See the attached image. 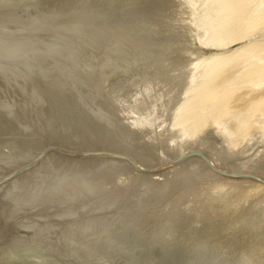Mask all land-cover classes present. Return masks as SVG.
<instances>
[{
	"label": "rangeland",
	"instance_id": "rangeland-1",
	"mask_svg": "<svg viewBox=\"0 0 264 264\" xmlns=\"http://www.w3.org/2000/svg\"><path fill=\"white\" fill-rule=\"evenodd\" d=\"M210 1L9 0L0 182L11 178L0 204L31 205L9 231L36 264H264V111L244 118L221 91L210 105L205 77L218 59L264 46V0L232 26L221 23L228 7ZM235 77L218 84L235 88ZM229 103L239 111L226 117Z\"/></svg>",
	"mask_w": 264,
	"mask_h": 264
},
{
	"label": "bare ground",
	"instance_id": "bare-ground-1",
	"mask_svg": "<svg viewBox=\"0 0 264 264\" xmlns=\"http://www.w3.org/2000/svg\"><path fill=\"white\" fill-rule=\"evenodd\" d=\"M107 1V0H106ZM209 1L210 0H208V3H209ZM211 1H213L212 3H214L215 4V2H214V0H211ZM210 1V2H211ZM216 1V0H215ZM248 1L249 0H219V1H216V3L218 2L219 4L221 3V4H223V5H225V7L227 6L228 8V10L224 13V15H222V17H221V23H223V24H225V26H226V24H227V26L229 25V23L231 22V21H233V20H235L234 18H237V17H239L241 14H243V10H245V7H246V5H247V3H248ZM9 0H7L6 1V3L4 4V6L0 9V18H1V20H2V22H1V25L2 26H4V27H6V24H8V22H9V18H8V16L6 17L5 16V11H4V8H6L7 7V5H9ZM204 2V1H203ZM250 2V1H249ZM204 3H206V2H204ZM250 4V3H249ZM208 5V4H207ZM210 5V6H209ZM208 6L210 7V9H211V7L213 6V4L211 5V4H209ZM199 6V5H198ZM198 6L196 7V8H198ZM204 6V5H203ZM195 8V7H194ZM193 8V9H194ZM195 8V9H196ZM199 9H201V7H199ZM198 9V11H200ZM247 9V8H246ZM202 10V9H201ZM206 9L204 8V11H205ZM3 11V12H2ZM203 11V10H202ZM203 11V12H204ZM209 11V10H208ZM206 12H207V10H206ZM246 12V11H245ZM244 12V14H246ZM1 13H4V14H1ZM262 13V12H261ZM257 14V13H256ZM260 14V13H259ZM239 15V16H238ZM248 13H247V18H248ZM231 16V17H230ZM232 16H233V18H232ZM250 17H252L251 16V14L249 15ZM253 16H255V14L253 15ZM258 16V15H257ZM260 16V15H259ZM258 16V17H259ZM256 17V16H255ZM229 18H231V19H229ZM243 18V17H242ZM261 18V17H260ZM263 18V17H262ZM226 19H227V21H226ZM230 21H229V20ZM236 20H238V19H236ZM235 20V21H236ZM244 20V19H243ZM249 20V19H248ZM247 20V21H248ZM245 21V20H244ZM262 21H263V19H262ZM262 21H260L261 23H262ZM92 22V21H91ZM97 22V21H96ZM225 22H227V23H225ZM234 22V21H233ZM88 22H86V24H87ZM179 23V22H178ZM95 23L93 22V25H94ZM232 24V22L230 23V25L229 26H232L231 25ZM236 23H234V25H235ZM239 24V23H238ZM263 24V23H262ZM261 24V25H262ZM88 25V24H87ZM92 25V24H91ZM90 25V23H89V26H87L88 27V29L86 28V30L85 31H83V29H81V31H83V32H87V30H89L90 31V29L89 28H92V27H90L91 26ZM92 25V26H93ZM177 25V24H176ZM233 25V26H234ZM240 25V24H239ZM98 26V25H97ZM174 26V25H173ZM178 26V25H177ZM264 26V25H263ZM3 27V28H4ZM84 28H85V26H83ZM95 27V26H94ZM93 27V28H94ZM175 27V26H174ZM2 28V27H1ZM81 28V27H80ZM96 28V27H95ZM94 28V29H95ZM176 28V27H175ZM222 28H224L223 26H222ZM230 29H232L233 31H234V29H233V27L231 28V27H229ZM229 28H227L226 27V29L224 28L223 30H226V31H228V30H230ZM234 28H235V26H234ZM239 28V27H238ZM241 29V28H240ZM5 30V29H4ZM187 30V29H186ZM220 30H222V29H220ZM253 30V29H252ZM258 30V29H257ZM92 31V30H91ZM175 31H176V29H175ZM240 31V30H239ZM185 32V31H184ZM183 32V36H185L184 33ZM220 32H225V31H219V33ZM230 31H228V33H229ZM254 32V31H253ZM256 32V31H255ZM80 33H82V32H80ZM221 33V34H222ZM233 33V32H232ZM82 34H84V33H82ZM221 34L220 35H218V37L219 36H221ZM226 34V33H225ZM224 34V35H225ZM250 34H252V33H250ZM176 35H179V34H176ZM224 35H222V37L224 36ZM227 36H228V34H226ZM241 35V34H240ZM53 35H51V37H52ZM224 37L225 39L226 38H228V37ZM232 35H231V32H230V37H231ZM247 36V35H246ZM245 36V37H246ZM51 37H49V39L51 38ZM165 37V36H164ZM164 37H163V39H164ZM222 37H220L221 39H222ZM169 38V37H168ZM175 38V37H174ZM219 38V39H220ZM223 38V39H224ZM48 39V40H49ZM53 39L54 38H52V39H50L51 40V42L53 41ZM163 39L162 40H160L159 41V43H158V45H156L155 47H153L152 48V50L151 51H149L148 53H147V55H146V57L149 59V58H151V57H155L156 56V54L158 53V51L157 50H159L160 49V44L161 43H164L165 41H163ZM218 39V40H219ZM166 40V39H165ZM179 40V39H178ZM182 40V39H181ZM167 41H169L168 39H167ZM170 41H171V39H170ZM169 41V42H170ZM223 41V40H222ZM221 41V42H222ZM50 41H47L46 43H48L50 46L52 45V44H50L51 43ZM161 42V43H160ZM187 42V41H186ZM1 43H2V45H1ZM171 43V42H170ZM178 43V42H177ZM181 43V42H180ZM66 44H69V43H66ZM3 45H5L3 42H1L0 41V49L1 50H4V49H2L3 47L5 48V46H3ZM49 45H47V46H49ZM53 45H54V47H53V49L55 48V46H56V44H54L53 43ZM162 45V44H161ZM166 45L168 46V44L166 43ZM166 45H165V47H166ZM176 45V44H175ZM175 45H173V46H175ZM180 45V44H179ZM191 45V44H190ZM260 45H261V43H260ZM263 45V44H262ZM3 46V47H2ZM49 46V47H50ZM60 46H64V48L67 46H65L64 44H62V45H60ZM172 46V47H173ZM186 46V45H185ZM7 47V46H6ZM49 47L47 48V47H45L46 49H48L49 50ZM57 47L59 48V46H58V44H57ZM56 47V48H57ZM61 47V48H62ZM68 47V46H67ZM169 47V46H168ZM187 47V46H186ZM193 47V46H192ZM257 47V46H256ZM51 48V47H50ZM63 48V49H64ZM162 50H164L163 49V45H162ZM170 48V47H169ZM179 48V47H178ZM248 49H253V47H247ZM261 50H260V49ZM262 48H263V50H262ZM261 48V46H259L258 48H255L254 50L255 51H252L251 49L249 50L250 51V54H251V51H252V54L249 56V57H247V55L246 56H244V51H242V50H245V48L243 47V49L242 50H240V53H236L237 54V56L235 57L234 56V54L233 55H228V56H231L230 58H232L233 56L235 57V61L233 60V61H231V59H230V61H225V60H229V58L228 59H225L224 57H221V58H224V59H222V60H220V59H218V61L219 62H217V61H215V63L213 64L212 63V65H210V69L206 72L207 74H205V77H206V79H207V81H210V82H212V78L214 77V79L216 80V81H214V79H213V87H214V90H210L209 92H214V95L211 97L210 95H209V99L210 100H208V103H210V105L211 104H213L216 100H217V95H218V93H219V91H221L223 94H225V96L223 97V98H225V100H226V103H228V102H230L231 100H233L234 102H238L239 104H241V108H243L244 106H245V110L243 109V110H241L240 112L242 113V115H243V117L244 118H248L249 116V114H250V112H259V108L261 109V111H264V91H259L258 89H259V87H261V86H263V84H264V55H262L261 56V53L264 51V46ZM52 48L50 49V51L49 52H52V50H53ZM177 49V48H176ZM5 50H6V48H5ZM8 50V49H7ZM48 50H47V53L48 54H50L49 52H48ZM56 50V49H55ZM172 50V49H171ZM188 50H190L189 48H188ZM187 50V51H188ZM195 50V49H194ZM57 51H59V49H57ZM62 51V50H61ZM61 51H59V52H61ZM182 51V50H181ZM183 51H186V50H183ZM183 51H182V53H183ZM45 52V51H44ZM160 52H161V50H160ZM165 52H167V51H165ZM169 52H170V50H169ZM175 52V51H174ZM191 53V52H190ZM54 54V55H53ZM53 54H50V55H52V56H56V55H58L59 53H55V51L53 50ZM161 54V53H160ZM168 54V53H167ZM170 54H172L171 52H170ZM186 54V53H185ZM245 54H246V50H245ZM263 54V53H262ZM158 55V54H157ZM162 56V55H161ZM165 56H166V54H165ZM164 56V57H165ZM174 56V55H173ZM182 56V55H181ZM227 56V55H226ZM242 56H244L245 58L247 57V61H245L244 60V57H242ZM158 58H160V56H158ZM167 59L169 58L168 56L166 57ZM174 58V57H173ZM173 58H171V60L173 59ZM186 58V57H185ZM243 58V59H242ZM248 58H249V60H248ZM255 58V59H254ZM165 59V58H164ZM177 59V58H176ZM182 59V58H181ZM183 59H184V57H183ZM232 59H234V58H232ZM151 59H149V61H150ZM155 60V59H154ZM161 60H162V58H161ZM160 59H159V62L161 61ZM170 60V58H169V61H171ZM215 60H217V59H215ZM168 61V60H167ZM168 61V62H169ZM214 61V60H213ZM259 61H260V63H259ZM155 62H157V60L155 61ZM163 62H165V61H163ZM163 62H162V64H163ZM174 62V61H173ZM176 62V61H175ZM181 62V61H180ZM167 63V62H166ZM160 64H161V62H160ZM165 64V63H164ZM163 64V65H164ZM170 65L172 64V63H169ZM175 64V63H174ZM183 64V63H182ZM185 64V63H184ZM155 65V64H154ZM176 65V64H175ZM178 65V64H177ZM181 65V64H180ZM162 66V65H161ZM166 66L168 67V65L166 64ZM173 66V65H172ZM179 66V65H178ZM193 66H196L195 64L193 65ZM193 66H191V68L193 67ZM180 67V66H179ZM182 67V66H181ZM222 67V68H221ZM239 67H242V70H240V72L239 73H235V69H238ZM162 68V67H161ZM160 68V69H161ZM171 68V67H170ZM187 68H188V66H187ZM196 68V67H195ZM221 68V69H220ZM164 69H166L165 67H164ZM175 69H177V68H175ZM193 69V68H192ZM168 70V69H167ZM181 70V68L179 69V71ZM188 70H189V68H188ZM191 70V69H190ZM194 70V69H193ZM173 72L175 71V70H172ZM177 71V70H176ZM187 71V70H186ZM157 71H155L154 73H156ZM160 73H161V71H159ZM167 72V71H166ZM182 72V71H181ZM180 72V73H181ZM185 73L186 72H184V74L183 75H185ZM188 73V72H187ZM175 74V73H174ZM176 74H177V72H176ZM189 74V73H188ZM206 75H208V76H206ZM236 76L235 77V79L236 78H239L238 79V82H237V87H235V88H232V89H230V90H227V89H225V88H223V86H220L219 84H218V80H219V76L221 77L220 79L222 80H229V81H227V82H230L231 81V79L233 78V76ZM180 77V75L178 74L177 75V77ZM185 76H187V75H185ZM185 76H183V77H185ZM229 76V77H228ZM162 77V76H161ZM161 77H158V78H160L161 79ZM164 77V76H163ZM170 77V76H169ZM231 77V78H230ZM171 78V77H170ZM156 79V78H155ZM154 80V79H153ZM152 81V80H151ZM161 81H163V80H161ZM164 82V81H163ZM152 83V82H151ZM171 83V82H170ZM173 83V82H172ZM168 84V83H167ZM174 84V83H173ZM146 86H147V84H146ZM149 86H151L150 84H148V87ZM167 86V85H166ZM148 87H146V90H145V92H147V88ZM151 88V87H150ZM149 88V89H150ZM152 88H153V86H152ZM169 88V87H168ZM172 89V88H171ZM211 89H213V88H211ZM142 91H144V90H142ZM144 92V93H145ZM149 92V91H148ZM159 92V91H158ZM162 92V91H161ZM166 92V91H165ZM208 92V93H209ZM146 94V93H145ZM168 94V93H167ZM166 94V95H167ZM170 94V93H169ZM162 95V94H161ZM175 95V94H174ZM159 96V95H158ZM157 96V97H158ZM156 97V96H155ZM160 97V96H159ZM159 97L157 98V99H159ZM163 97V96H162ZM162 97H161V100H162ZM169 97V96H168ZM174 97V96H173ZM163 98H165V97H163ZM177 98V97H176ZM160 100V99H159ZM166 100V99H165ZM182 100V99H181ZM155 101V100H154ZM157 101V100H156ZM166 101H168V99L166 100ZM163 102V101H162ZM165 102V101H164ZM173 102V101H172ZM154 103V102H153ZM156 103V102H155ZM168 103V102H167ZM250 103H252L251 105H250ZM230 104H234V103H229V104H226V106L224 107V109L222 110V113L221 114H223L224 116H226V115H229V111L231 110L232 111V113H233V111H239L238 109H239V107H236L237 106V103H235L234 104V107H232L233 105H230ZM153 105V104H152ZM151 105V106H152ZM156 105H157V103H156ZM155 105V106H156ZM159 105H161V104H159ZM168 105V104H167ZM170 105V104H169ZM248 105V106H247ZM162 106V105H161ZM172 106V105H171ZM163 107V106H162ZM165 107V106H164ZM232 107V108H231ZM157 108V110L155 109V111H157V112H155V113H157L153 118L154 119H156L157 120V118H158V116H161V115H158L159 114V112L161 111L162 112V110H160V109H158V107H156ZM160 108V107H159ZM168 108V107H167ZM229 108H230V110H229ZM176 109V108H175ZM163 110H164V108H163ZM257 110V111H256ZM150 111V110H149ZM148 111V112H149ZM153 111H154V109H153ZM165 112V111H164ZM150 113V112H149ZM148 113V114H149ZM154 113V112H153ZM153 113H152V115H153ZM167 113H169V112H167ZM175 114V113H174ZM220 114V115H221ZM248 114V115H247ZM252 114H254V113H252ZM150 115V114H149ZM165 115V114H164ZM167 115V114H166ZM223 115H221L220 117L221 118H226V117H228V116H226V117H223ZM252 116V115H251ZM157 117V118H156ZM152 118V117H151ZM153 118H152V123L151 122H149V123H151L150 124V126L151 127H153V129H154V123H153ZM197 118V117H196ZM162 119V118H161ZM191 119H193V118H191ZM149 120H150V118H149ZM160 120V119H159ZM244 121L245 120H243V118H242V120H241V122H243L244 123ZM147 122V123H148ZM247 122V121H246ZM142 123H143V121H142ZM157 123H158V121H157ZM138 124L139 125H141V126H143L141 123H139L138 122ZM239 124H241L242 125V123H240V121H239ZM245 124H247V123H245ZM144 125H146L145 123H144ZM149 125V124H148ZM156 125V124H155ZM157 126H159V125H157ZM247 126V125H246ZM254 127V126H253ZM151 129V128H150ZM244 129V128H243ZM248 129H250V128H248ZM238 130V129H237ZM234 131V130H233ZM245 131H247V130H245ZM153 132V131H152ZM239 131H237V133H238ZM242 133V132H241ZM240 133V134H241ZM152 135H153V133H152ZM236 135V134H235ZM238 135V134H237ZM155 138H157V137H154V139ZM152 139V138H151ZM153 140V139H152ZM264 163V162H263ZM262 164V163H261ZM260 164V165H261ZM261 168H262V165L260 166ZM259 167V168H260ZM18 179V178H17ZM228 180V179H227ZM233 181H235V180H233ZM236 181H238L237 179H236ZM3 184V183H2ZM231 184V183H230ZM234 184V183H233ZM219 185V184H218ZM223 187V186H222ZM236 187V186H235ZM231 188V187H230ZM229 188V189H230ZM221 189V188H220ZM222 189H224V188H222ZM203 190V189H202ZM225 190V189H224ZM232 190V189H231ZM228 191V190H227ZM220 192V191H219ZM223 192V191H222ZM230 192V191H229ZM211 193V192H210ZM212 193H214L213 191H212ZM228 193V192H227ZM225 195H227V194H225ZM237 195V194H236ZM215 196V195H214ZM220 196H222V193H221V195ZM241 196V195H240ZM230 197V196H229ZM228 197V198H229ZM226 198V197H225ZM235 198H237V196L235 197ZM235 198H233L234 200H235ZM208 199V198H207ZM210 199V198H209ZM241 199V198H240ZM217 200H218V198H217ZM227 201H229L228 199H226ZM226 200H225V202H226ZM233 200V202L235 203V201H237V200H235L234 201ZM203 201H205V200H203ZM209 201V200H208ZM207 201V202H208ZM211 201V200H210ZM213 201V200H212ZM222 201H223V199H222ZM241 201V200H240ZM219 202H221V201H219L218 200V203ZM230 202H232L231 201V199H230ZM229 202V203H230ZM224 203V202H223ZM229 203H228V206H230L229 205ZM238 203V202H237ZM237 203H235V204H237ZM240 203V202H239ZM238 203V204H239ZM226 204H227V202H226ZM231 204V203H230ZM204 205V204H203ZM220 205V204H219ZM232 205V204H231ZM227 206V205H226ZM232 206H234V205H232ZM202 207V206H201ZM223 207V206H222ZM235 207V206H234ZM237 207V206H236ZM204 208V207H203ZM203 208H201V209H203ZM219 208H220V206H219ZM231 208V207H230ZM233 208H231V210H232ZM208 210V209H207ZM206 211V210H205ZM203 212V211H202ZM235 212H237V211H235ZM204 213V212H203ZM234 213V212H233ZM243 213V212H242ZM246 213V212H245ZM205 214V213H204Z\"/></svg>",
	"mask_w": 264,
	"mask_h": 264
},
{
	"label": "water",
	"instance_id": "water-1",
	"mask_svg": "<svg viewBox=\"0 0 264 264\" xmlns=\"http://www.w3.org/2000/svg\"><path fill=\"white\" fill-rule=\"evenodd\" d=\"M6 1L0 0V9ZM38 162L24 166L18 172H14L13 176L18 175L20 171L30 169ZM10 178L11 176L0 182V185ZM30 210L31 205L28 203L6 202L0 204V264H36L32 247L23 238L12 235L9 231L11 223Z\"/></svg>",
	"mask_w": 264,
	"mask_h": 264
}]
</instances>
